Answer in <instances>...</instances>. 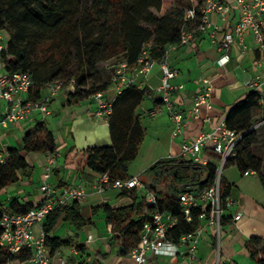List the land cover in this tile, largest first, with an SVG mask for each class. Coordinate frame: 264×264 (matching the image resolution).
I'll return each instance as SVG.
<instances>
[{
    "label": "trees",
    "instance_id": "16d2710c",
    "mask_svg": "<svg viewBox=\"0 0 264 264\" xmlns=\"http://www.w3.org/2000/svg\"><path fill=\"white\" fill-rule=\"evenodd\" d=\"M205 0H0V30L7 32L5 49L0 51L4 71L28 72L33 85L28 97L38 99L46 84L60 80L67 95V103L87 100L95 93L102 95L113 81L116 68L126 63V71L132 73L144 45L150 44V56L161 62L169 45L180 44L182 30L198 32L201 8ZM186 10H193V18L186 17ZM109 60L118 61L112 66L110 76L99 72V65ZM73 80V89L67 85ZM149 93V89L137 85L121 88L110 103L107 116L110 143L67 147L62 154L63 164L74 165L77 171L85 168L111 179L129 177L127 170L137 157L146 136L137 109ZM257 91L249 90L246 96L233 105L225 116L229 129L240 134L235 156L226 164L235 165L241 173L253 170L264 185L262 161L254 154L257 135L252 123V110L261 108ZM158 101V100H157ZM26 153H44L54 156L57 152L55 136L45 122L38 121L25 129L20 147H9L0 161V191L17 183L21 174L30 168ZM156 184L167 182V190H154L157 205L148 204L143 195L132 204L111 207L101 203L89 209L85 215L78 202L56 208L41 223L44 242L53 254L68 246L69 239L51 236L50 232L62 220L79 230L91 224V217L98 212L105 214L111 224V239L120 240L121 253L137 244L143 224L155 209L168 210L178 221L170 229L176 241L182 234L192 231L197 225L196 217L187 222L181 215L175 198L177 187L190 183L196 187L211 184L216 177L214 160L206 165L192 162L182 156L164 157L154 161L146 170ZM221 197L229 196L231 184L220 176ZM135 192L136 189H129ZM127 190H124L126 193ZM32 207L17 199L8 202L4 211L26 213ZM224 223V220L221 221ZM1 233V230H0ZM77 249H83L78 245ZM249 259L254 264H264V237L251 236L247 241ZM30 249L11 253L0 246V264L31 258ZM70 264V262L68 263ZM222 264H237L234 261Z\"/></svg>",
    "mask_w": 264,
    "mask_h": 264
},
{
    "label": "crops",
    "instance_id": "0c3cea01",
    "mask_svg": "<svg viewBox=\"0 0 264 264\" xmlns=\"http://www.w3.org/2000/svg\"><path fill=\"white\" fill-rule=\"evenodd\" d=\"M228 6L226 18L223 20L218 12L209 14L210 27L205 31L193 34L187 44L169 45L166 50V60L169 65L178 71L175 82L183 84V88L173 93L172 101L182 110L190 107L195 93L201 88L200 79L209 78L211 90V107L202 108L201 115L210 117V123L201 119L189 118L183 132V137H193L199 132L210 130L221 119H224L228 110L238 101L242 100L249 90L248 81L259 73L255 64L257 51L254 49L250 34L246 37V50L242 51L237 43H234L230 51V60L221 67L217 63L219 52L218 43L223 38L224 32L233 28L239 19V10L232 0H220ZM218 27L212 34V26ZM4 68L0 62V72ZM160 63L154 62L146 74L136 76V82L140 88H148L149 93L145 96L149 103L143 105L145 99L137 109L143 124L146 127V139L148 151L143 167L134 176L147 168L157 159L164 157L180 156L179 140L171 136V124L165 109L160 108L159 93L155 90L160 84ZM118 85L112 84L103 93L100 102L111 103L118 93ZM48 92L43 88L42 94ZM65 89L59 90L48 102L49 113L42 115L38 111L31 112L28 119L21 124H11L6 127L0 125V152L13 146L12 137L18 138L19 129L34 125L43 121L47 129L52 131L57 143V152L53 156L51 164V175L49 182L55 187L69 185H80L86 196L79 203L83 214L88 215L89 209L101 203L109 204L111 207L128 206L132 204L134 197L137 200L142 195L141 191L132 192L129 189H117L111 186L97 191L95 186L99 180V174L85 168L77 171L74 165L63 164L62 151L71 145L85 147L93 145H105L110 143L108 123L103 118L95 116L98 101L89 97L87 100L75 104L67 103ZM158 100V101H157ZM6 103L0 99V117L2 116ZM253 126L264 120V103L261 108L252 110ZM257 135V144L253 151L262 161L261 172L264 174V124L254 127ZM21 134V136L23 135ZM161 147L159 146V141ZM141 146V148H142ZM14 147V146H13ZM140 148V149H141ZM140 151V150H139ZM48 154L29 152L26 159L30 168L21 174L20 180L14 185L0 191V204L6 207L12 199L19 202H28L37 206L42 198L40 184L42 173L47 165ZM212 156L205 153V157ZM215 157L213 158V160ZM225 174L222 178L231 184L229 198L232 203L224 209L222 228L219 236V250L217 251V236L208 231L199 241L197 248V260L191 263L188 257L182 254L176 256L150 255L152 264H222L234 261L237 264H245L249 261L247 241L251 236L264 237V185L258 175L253 171L248 174L241 173L233 164H225ZM224 168V167H223ZM152 176V175H151ZM153 177H151L152 179ZM149 180V183L151 181ZM124 190H127L124 193ZM71 202H69L70 204ZM240 213L239 219L234 216ZM91 224L85 225L77 230L70 224L60 220L50 232L51 236L61 239H69L68 246L61 247L51 254V260L60 264H131L132 260L127 253H121L120 240L111 239V224L107 222L105 214L98 212L91 217ZM41 230V225L34 226L35 234ZM90 236V238H89ZM82 245L83 249H77ZM184 251V248H180ZM8 264H34L31 258L27 260H14Z\"/></svg>",
    "mask_w": 264,
    "mask_h": 264
},
{
    "label": "built area",
    "instance_id": "2783aa9c",
    "mask_svg": "<svg viewBox=\"0 0 264 264\" xmlns=\"http://www.w3.org/2000/svg\"><path fill=\"white\" fill-rule=\"evenodd\" d=\"M232 1L239 10V19L232 29L224 32L223 38L218 43L217 63L224 67L229 62L230 51L234 43H237L242 51L246 50V37L250 34L254 49L258 54L255 64L259 68V73L248 81V85L259 93V102L262 104L264 103V0ZM227 10L228 6L220 0H205L201 8V20L197 30L205 31L210 27V13L218 12L224 20ZM193 16V10H186L187 18H193ZM217 29L218 27L213 25L212 34ZM193 34V31L182 30L180 44H187L192 39ZM7 39V32L0 30V51L5 49ZM149 49L150 44L143 46L132 73H127L126 63L117 66L112 80L119 82L118 92L121 88L129 85L138 86L136 76L146 74L149 71L154 63ZM160 70V84L155 90L159 93L161 106L156 111L165 109L167 112L171 124V136L180 139V156L201 165L212 162L216 156V177L207 186L196 187L190 183H184L177 187L175 198L178 206H180L182 217L187 222H191L196 217L198 225L192 231L182 234L176 241L172 238L170 229L178 221L177 217L168 210L155 209L151 213L149 220L142 226L139 241L126 252L132 260L131 264H152L149 261L150 255L176 256L179 254L188 257V260L193 263L198 258L196 252L199 241L208 231L216 234L218 251L222 215L226 206L232 203L228 196L224 199L221 197L220 173L227 160L235 156L240 134L229 129L224 118L208 131L199 132L193 137H183L189 118L201 119L203 122L210 123V117L202 116L201 109L211 107V82L206 77L200 79L202 86L195 93L190 107L185 111L172 101L173 93L182 89L183 84L174 81L178 71L169 65L166 60V53L160 62ZM73 82L71 80L67 85L68 90L73 89ZM32 85L33 80L28 72H0V99L6 103L4 112L0 117L1 126L24 123L33 111H38L42 115L48 114L50 98L63 88L62 81L54 80L46 84L45 88L48 89L46 94H42L38 99H31L28 97V91ZM92 97L98 101L97 109L94 112L95 116L107 121L110 103L100 102L102 98L100 92L95 93ZM260 124H264V120L254 127ZM205 153L214 157L209 156L207 158ZM3 158V155L0 154V161ZM46 160L47 165L44 167L39 186L42 198L37 206L32 207L26 213H9L4 211L0 204V246L11 253L21 249H30L32 251L31 260L34 264H60L51 260V254L44 242L45 235L42 229L38 234H35L34 226L41 225L47 214L56 208L66 206L69 202H83L86 193L80 185L59 188L53 186L49 182L53 157L48 154ZM251 172L253 171L247 170L244 174ZM109 186L117 189H137L141 191L146 203L157 205L154 190L136 176L113 180L108 173L99 174V180L95 186L96 190L100 192ZM240 216L241 214L238 213L234 219L237 220ZM180 248H184V251L181 252ZM216 264L218 263L216 262Z\"/></svg>",
    "mask_w": 264,
    "mask_h": 264
},
{
    "label": "rangeland",
    "instance_id": "374dc122",
    "mask_svg": "<svg viewBox=\"0 0 264 264\" xmlns=\"http://www.w3.org/2000/svg\"><path fill=\"white\" fill-rule=\"evenodd\" d=\"M118 64V61H115V60H109L107 63H104V64H100L99 65V72L101 73V75L107 77V76H110V73H111V68H113L114 66H116ZM113 66V67H112ZM145 104L149 103L148 99H145L144 101ZM23 133V129H19L18 130V134L16 135L18 138H15L14 136L12 137V143H13V146L14 147H20L21 145V134ZM151 141V137L146 139L144 145L142 146V148L140 149L137 157L135 158V160L133 162H131V164L129 165L128 167V170H127V173L128 174H134L136 171H138L141 167H143L144 163H146V158L148 156L147 153L150 152V155L154 152V150L152 151H148L147 150V147H148V142ZM159 146L161 147V142H163V140L161 139L159 141ZM12 146V147H13ZM21 152L26 156V153L25 151L21 150ZM64 151H62L63 153ZM147 154V156H146ZM216 157V156H215ZM149 159V158H147ZM214 162L216 163L217 162V159L215 158L214 159ZM227 165L224 166V168L221 170V173H220V176H222L223 174H225V167ZM134 176H136L139 180L145 182L146 184H148L149 186L153 187V188H156L158 190H164L166 191L167 190V187H168V183L167 182H160L158 184H156L153 180V178L151 179V174L147 171H144L142 170L141 172H138L136 173ZM151 179L150 183H149V180ZM245 264H248L247 261L244 262ZM249 264L250 261H249Z\"/></svg>",
    "mask_w": 264,
    "mask_h": 264
}]
</instances>
